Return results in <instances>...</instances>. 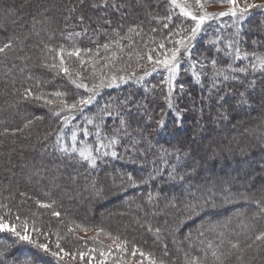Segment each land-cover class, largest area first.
<instances>
[{"label": "trees", "instance_id": "obj_1", "mask_svg": "<svg viewBox=\"0 0 264 264\" xmlns=\"http://www.w3.org/2000/svg\"><path fill=\"white\" fill-rule=\"evenodd\" d=\"M15 1L0 0V47L6 43L11 45L0 53V76L12 87V96L7 94L0 114H6L14 128L31 118L29 108L43 107L46 117L25 125L26 139H11L8 123L3 125L4 130L0 127V222L27 225L33 228L31 238L39 236L42 241H62L74 251L86 250L93 256L94 246L100 251L103 249L101 242L94 237H72L66 230L67 223L106 230L104 234L113 235L118 241H128L124 245L126 249L132 244L136 248L150 249L154 256L161 258L160 264H164V260L170 261L168 254L165 258L160 254L161 242L164 244L162 234L167 237L168 229L177 233L178 227L179 233L174 239L178 238L185 244L179 243L180 248L172 251L171 264H231L233 258L241 261L251 250L258 254L259 248L264 246L263 239L255 241L257 235L264 233V192L251 193L242 199L241 190L235 186L231 192L224 191L222 196L216 195L212 201L192 204V211L183 210L179 217L157 215L156 222L160 224L158 235L138 220L137 225L123 228L117 226L118 222L110 223L108 217L103 218L104 211L98 209L95 199L111 191L115 197H125L126 192L131 197H125L124 204L118 203V206L125 205L122 209L126 207L128 210L131 206L151 209L159 207L165 200L171 201L173 193L169 189L178 191L187 180H192L189 187L199 196L203 186L221 184L222 179L200 185L191 179L190 172L206 163V156H213V153H205L189 145V139H193L194 133L207 139V126L220 118L231 120L233 117L229 110L236 101L241 104V109L232 108L234 113L255 115L264 112V106L256 101V98L264 99V64L261 63L264 60V7L250 8L243 19L239 18L238 9L236 19L231 14L220 17L216 14L205 21L203 26L210 32L196 36L194 48H191L194 63L182 64L176 81L180 86L176 98L180 102L174 103V109L165 110L162 99V93L166 92L165 73L161 67L153 71L154 64L149 67L151 63L147 56L161 59L177 45L179 38L190 33L194 25L191 19L180 15L179 8L169 0H80L76 8L72 0H44L50 1V5L55 3L48 10L51 21L43 19L42 12L38 10L42 3H38V7L33 2L26 3L25 7L18 9L14 6ZM214 3L218 4L216 0H209L203 6ZM133 4H137L136 9L140 10L136 14L131 8ZM18 13L20 16L15 17ZM6 14L12 15L14 20L10 23L3 21ZM30 42H34L36 48H29ZM161 44L165 45L163 49ZM76 49L80 50V55H70ZM235 52L240 55L231 61ZM105 56H115L112 61L119 60L128 68H144L124 76L121 82L104 83L94 91L77 87V83L82 82L59 70L63 60L64 67L75 68L76 74H86L92 61ZM81 60L85 61L83 65ZM256 61L258 65H255ZM18 67L20 71L12 72ZM31 71L41 79L33 77L30 80ZM56 82L62 85L59 96L46 91ZM83 84L92 85L91 82ZM88 92H95L94 98L91 103L78 106L79 110L60 104L61 100L72 104L86 99L91 95ZM37 96L41 99L37 100ZM47 96L51 98V104L46 102L49 100L45 98ZM54 99L60 100L54 102ZM24 104L27 109L20 112L21 116L8 117L13 109H24ZM197 118L202 124L195 129L192 124ZM253 118L235 125L236 128L243 126L245 130H252L255 135L254 140L239 142L242 147L245 145L246 151L250 150L249 154L255 148L264 151V118L259 122ZM138 120L143 121V125ZM170 123L173 124L171 128ZM2 124L0 120V126ZM202 129L205 134L200 135ZM17 130L15 128L13 135ZM112 140L116 143L112 144ZM237 146L235 144L230 151L234 155L242 151H235ZM81 149L91 153L90 160L79 155ZM41 154L45 157L42 161ZM255 161L264 164V153ZM16 162L22 166L17 174L13 169ZM117 165L126 169H117ZM5 174L8 175L6 178ZM3 178L6 179L4 182ZM121 189L126 190L123 192ZM82 196L85 198L81 199ZM227 198L232 200V204L223 205L222 217L207 216L202 222L204 229L212 225L216 227L215 232L189 234V229L184 228L190 219L201 224L200 219L208 214V206L218 208ZM246 198L250 201L243 205ZM85 199H88L86 205L83 204ZM114 200L111 199L112 203ZM106 204L107 201L101 206L105 208ZM88 210L89 213L86 212ZM94 211L99 212L98 218L94 217ZM253 212L258 216H252L250 213ZM231 213L239 217L230 223L224 221V215L230 216ZM186 218L190 219L179 224ZM140 220L145 221V216L141 215ZM222 223L240 234L223 232ZM218 232L224 237L220 238ZM242 237L241 248L239 239ZM249 238L254 241H246ZM137 242H144L145 246L137 245ZM166 247L168 251L166 244L162 250ZM109 262L102 260L103 264ZM0 264L64 263L55 261L36 244L4 231L0 232Z\"/></svg>", "mask_w": 264, "mask_h": 264}, {"label": "rangeland", "instance_id": "obj_2", "mask_svg": "<svg viewBox=\"0 0 264 264\" xmlns=\"http://www.w3.org/2000/svg\"><path fill=\"white\" fill-rule=\"evenodd\" d=\"M16 3L14 4L15 7H17L18 9L20 7H25L26 3L29 4L31 2H33L35 4L36 7H38V3H42L41 6H39L38 10L40 12H42L43 15V19L45 18L46 21H51L52 17L50 16V12L48 10H50L53 6L52 4L50 5V1H44V0H16ZM77 2H80V0H72L73 6L76 8L77 7ZM247 4H256V5H264V0H239V3L237 5V10L239 8L245 7ZM32 4V3H31ZM145 3H142V5H144ZM147 5V4H145ZM191 11H193L194 14L196 15H201L203 13H208L210 15V17H214L217 16L220 17L221 15H219V13L221 12H227L229 10L230 7H232L229 4H208L203 6L202 8L200 6H196L195 5V0H192L189 2ZM134 6V7H133ZM136 6V7H135ZM138 7L137 4H133L131 8H134V12L133 13H137L139 12L136 8ZM255 8H261V7H255ZM19 17L20 13L16 14L15 17ZM1 17V16H0ZM3 21H6L8 23H10L11 21H13L14 17L12 15H8L6 14V16L4 15L3 17ZM232 18L236 19V17ZM25 19V18H24ZM193 27L195 26V21ZM210 30H208V28H205V26L202 25L201 31L197 33V35L199 36L200 34H204V33H209ZM196 35V36H197ZM184 35L179 38V40H183L184 39ZM198 37H196L194 40L191 41V45L187 48L186 50V54L185 53V49L183 47H181L180 45H176L174 47H181V53L182 55L179 57L178 62L176 63L175 67H176V75L175 78L171 81V84H169V82L166 80V77L169 75L168 69L160 66L163 71H164V83L166 84V92L165 94L162 93V99H163V103H164V108L165 110H171L174 109L172 108L174 103H179L177 97V92H179L178 90H180V86L178 84L177 78L181 73V68H182V64H189L192 65V52H191V48H194L195 45V40ZM178 40V41H179ZM34 43V42H33ZM32 42H30L29 44V48H36V44H33ZM185 43H187V41H185ZM228 45V44H227ZM174 47H172L170 50H172ZM170 50L167 51V54L170 55ZM237 51V49L235 50ZM24 52H22L21 54H23ZM26 54V53H25ZM234 55L231 56V61L235 60L236 56L240 55V53L235 52L233 53ZM21 56H26V55H21ZM33 56V55H32ZM112 56H105L102 58H99L98 60H94L92 61V63L89 65L90 67V72L87 71L86 74H76L73 70L75 69H70V74L74 79L82 82V83H88L91 82L92 85H87V88H82V89H95V85H104V83L110 84V83H118L121 82V77H124L128 74H131V72H135L138 69H140L143 66H136L135 68H128L126 67V65L124 63H122L121 61L119 62V60L116 61H112L111 59H109ZM165 57L163 56L161 58V60H163ZM93 63L95 64V70H93ZM107 63V67H104V64ZM194 63V62H193ZM259 62H255V65H258ZM153 63H151L149 65L152 66ZM261 66V65H259ZM126 67V68H125ZM23 68V67H22ZM144 68V67H143ZM60 70V68H59ZM234 70V69H232ZM16 71H20V67L17 68V70H12V72H16ZM61 72V71H60ZM63 73V72H61ZM11 76V75H10ZM37 76V77H36ZM30 80H33L31 78H36L37 79H41L40 75H37L36 73H34V71H31L30 73ZM26 78L28 79V77L26 76ZM24 80V78H23ZM97 80V81H95ZM11 80H9L10 82ZM95 81V82H93ZM61 82H56L53 85H51L48 90H46L47 92H50L54 95H56L57 93H59V90H61L62 85L60 84ZM79 84V83H77ZM77 86V85H76ZM102 87V86H101ZM12 90V87L10 85H7L4 82V79L1 78L0 76V107H2L3 102L6 101L7 98V94L11 95L10 93ZM89 94L92 95V93L88 92ZM95 93V92H94ZM29 96V94H28ZM59 96V95H56ZM180 96V95H179ZM178 96V97H179ZM47 100L51 99L49 98V96L45 97ZM60 99L56 100L54 99V102L59 101ZM256 101L264 106V99H257ZM219 99H218V103H219ZM171 104V106H170ZM26 104H24V109H22L21 107H17V109H13L12 111H10L8 113V117L10 116H21L20 112H23L22 110H26L27 108H25ZM34 106V105H32ZM175 106V105H174ZM232 108L234 109H241V104L239 102H235L232 106ZM232 108L229 110L230 112V116L233 117L231 120L228 117H224V118H220L218 120H216L213 124H211L210 126L206 127V133L208 134V138L204 139L203 137H199L197 134L194 133L193 139L190 138L189 139V145L191 146H195L197 147L199 150L204 151L205 153L208 152H212L213 156H206V163L200 165L198 168L193 169L190 172V177L191 179H194V181H197V183L202 184L204 182H209L215 179H222L221 184L216 185L215 184H211L209 187H205L203 186L204 189H202L200 196L199 195H195V193L193 192V190L190 189V183H192V180H187V182L184 183V185L180 188H178L179 190L177 191L175 188H170V192L173 193L172 194V200L171 201H163L160 203L159 207H154L153 208H144L141 210L140 207H134L131 206V209L129 208L127 210V208H123L122 206L125 205H121L118 206V203L124 204L126 202V200L124 199L125 197L130 198L131 196L125 192L126 189H121L125 195V197L122 195L121 197H115V193H113L112 191L106 192L105 195H103L104 197H96L95 202L98 205V209L99 210H103V218L105 219L106 217L109 218V222L112 224H115V222L117 223V226H119V228H123L124 226H129L131 225H137V220L140 222H142L146 228H150L152 229V231L155 232L156 235H158L157 230L160 229V224L158 222H156V216L160 215V216H164V217H168L170 215H176V217H179L180 214L183 212V210L187 211V210H191L192 211V204H200V202L202 200H206V202L212 201V199L215 198L216 195L222 196V193H224V191H232V189L237 186L240 190L241 193L243 194L242 199L247 196H249V194L251 193H255V192H264V164H260L258 162H256V157L258 155H261L264 153L263 150H259L257 148L255 149H251L253 151L252 154H249L250 150H245V145L242 147V145H239V142H246V140H254L255 139V135L252 134V130H245L243 128V126L240 128H236L235 125H238L242 120H246L248 118H256L257 122L262 121L264 118V112H259V114H253V113H245V114H239V113H234V110H232ZM1 110V109H0ZM30 112L32 113L31 118L29 117L26 121L22 122L21 125L20 123L15 126L17 132H15V134L13 135V131L15 130V128L13 127V124L10 125L9 123H11L12 121H8L7 115L6 114H0V120H1V124L3 123V121L5 122L4 124H2L1 130H4V126L7 125L8 123V127H10L11 129V134L9 135L11 139H16V140H20V139H26V132H25V125H30V123L34 122L36 119L38 118H42V117H46V113H45V109H43V107L41 106H36L33 108H29ZM72 111V110H71ZM175 113L178 112V110H174ZM18 118V117H17ZM253 118V119H254ZM16 119V118H15ZM33 120V121H32ZM230 120V121H229ZM138 122L140 123V125H143V121L140 122L138 120ZM202 123L200 121V119L197 118L196 121L193 122V127H195V129H198V125L200 126ZM4 125V126H3ZM22 126V127H21ZM7 127V126H6ZM28 127V126H27ZM23 128V129H22ZM21 129V130H20ZM254 129V127H253ZM192 135V133H189ZM203 138V139H202ZM32 139V137L30 138ZM243 142V143H244ZM263 142V141H262ZM212 143V145H211ZM237 144L238 146L235 148L236 150L242 149V151L240 152V154L238 155H234V152H230L232 150V148L234 147V145ZM20 152V149L18 150ZM218 154V155H217ZM224 154H227L224 155ZM26 155V153H25ZM224 155V156H223ZM42 158L41 161L45 159L44 155L41 154ZM29 160V159H28ZM233 165L235 166L234 168ZM231 166V167H230ZM120 168V170H125L126 168H122L120 166L117 165V169ZM15 173L17 174L18 172L20 173L22 166L19 163H15L14 167H13ZM9 173L11 172L8 169ZM136 171L138 172H148L147 170H139L136 169ZM149 174V173H148ZM8 175H4V178H6ZM197 177V178H196ZM2 179V182H4L6 179ZM206 180V181H205ZM61 183V182H60ZM71 185V184H70ZM12 185H10L11 188ZM73 186V184H72ZM74 187V186H73ZM216 187V189L214 188ZM185 189V190H184ZM12 191V188L10 189ZM121 191V192H122ZM219 191V192H218ZM227 191V192H228ZM218 192V193H217ZM85 197L82 196L81 199H84ZM94 198V197H93ZM115 198V200L112 203L111 199ZM80 199V200H81ZM79 200V201H80ZM88 200V199H87ZM87 200L85 199L84 203L86 205ZM216 200V199H215ZM105 201H107V204L104 205V207L101 206V203H105ZM109 201H111L109 203ZM220 201H222V197H220ZM232 200L228 199L225 200V202L222 204L221 206H219L218 208H213L211 206L209 207V211L207 212L208 214H205L200 220H201V224H197L198 222L196 220L191 221L190 218H186L182 221H180L179 224H185L189 219L190 222H188L184 228H188L189 229V234H194V233H200L202 234L205 231H216V227L214 228L213 225L210 226L209 228L204 229V226H201L204 222V220H206L209 216H214L216 215L217 217H222L223 215V205L229 204L231 205L232 203H230ZM247 201H250L246 198V201L244 200L243 205H245L246 203H248ZM83 202V201H81ZM89 202H91V199H89ZM93 202V201H92ZM88 203V202H87ZM95 203V204H96ZM211 203V202H210ZM114 205H116L114 207ZM233 205L236 206L235 203H233ZM113 206V207H112ZM86 208H88V205L86 206ZM106 209V210H104ZM90 210L86 211L89 213ZM195 211H199V209H196ZM223 212V213H222ZM98 211H94L93 215L94 217L98 218ZM135 213H138V216H136ZM84 213H82L81 215H83ZM252 216L256 217L258 216L257 213H250ZM144 215L145 216V221L140 220V216ZM235 213H231L230 216L224 215V221H227L228 223H230L234 218H238L239 216H234ZM250 215V216H251ZM84 216V215H83ZM208 216V217H207ZM88 218V216H86ZM136 223V224H135ZM200 223V222H199ZM15 224L17 226V231H20L23 234V226L18 224V223H12ZM170 225H172V222H169ZM226 224V223H224ZM231 226V225H229ZM244 226V225H243ZM66 230L68 232H71V236L72 237H76L79 239V237L82 238H92L94 237L96 240H98V242H101V248H103L101 251L97 249L96 246H94V256L95 257H99V259H95V257L93 255H91L90 253L86 252V250H81V251H74V249H70V247H68L67 245H65V243H63L62 241L58 243V241H55L54 239L51 242H47V241H42L41 237L36 236L31 238L32 243L38 245L40 243L46 244L49 246V251L46 252L47 254H49L55 261L59 262V263H66V264H103L102 260H105V262L107 260H110V262L108 264H160L161 258H158L157 256H154L153 253L151 252V250H147L145 248H136L132 243L131 246L128 247V249L125 248V244L126 242L129 243L128 241H118V239L115 236H110L107 235L106 233L104 234V232H106V230H102V229H90V228H84L81 227L79 224L76 223H67L65 225ZM118 228V227H115ZM214 228V229H213ZM221 228L223 230V232L225 233H232V234H240V232L238 230H231L228 229V225H223V223L221 224ZM33 228L27 227V231L28 234L31 236V230ZM114 231V229H111ZM159 232V231H158ZM169 235L167 237L166 234H162V241L164 242V244H166V246H168V251H167V247L166 250H162L164 244H162L161 242V248L160 249V254L162 256V258H165L166 255L168 254V258L170 259V261L173 260V252L172 251H176V249L178 250L179 247V243H181L180 245L184 246V241H178V238L174 239L175 234L177 235L179 233V227H178V231L177 233H173L172 231H170V229H168ZM246 234V233H245ZM171 235V237H170ZM217 235L220 238H223L224 235L221 232H218ZM154 237V236H153ZM243 238L239 239L241 240L239 242V247L242 248V242H243ZM156 239V238H155ZM173 239V240H172ZM157 240V239H156ZM222 240V239H221ZM246 241H254V239H250L246 240ZM255 241H261V240H255ZM264 241V239L262 240ZM97 242V241H96ZM144 242H137V245H141L143 246ZM59 245V248L57 247ZM61 245V246H60ZM145 246V245H144ZM138 247V246H137ZM238 247V248H239ZM254 247V246H253ZM60 248H62L64 251L60 252V256H63V259H59L58 257H54L51 255V252L56 251L59 252ZM237 248V249H238ZM119 250V251H118ZM132 250V251H131ZM135 250V252H134ZM260 252L255 253L254 250H251V253L246 254L243 260H238V258H233V261L231 264H264V246H262L261 248H259ZM262 250V251H261ZM114 251V252H113ZM123 251V253L121 254V252ZM64 252L69 253V255L64 256ZM127 252V254H125ZM143 252L144 255L141 256L140 253ZM81 253L84 254L83 257H88L86 258H81ZM101 253H103V255H101ZM125 254V255H124ZM241 254V252H238V255ZM170 261H165L164 260V264H171ZM163 262V261H162ZM107 264V263H106Z\"/></svg>", "mask_w": 264, "mask_h": 264}, {"label": "snow or ice", "instance_id": "obj_3", "mask_svg": "<svg viewBox=\"0 0 264 264\" xmlns=\"http://www.w3.org/2000/svg\"><path fill=\"white\" fill-rule=\"evenodd\" d=\"M169 2L175 6L176 8H179L180 10V15L191 19L192 21H195V26L191 28L190 33L186 34L183 40H179L176 41V44L180 45L181 47H183L185 49V53L186 54V50L187 48L191 45V41L194 40L196 38V35L198 32L201 31L202 25L205 23V21L207 19H210V15L208 13H203L201 15H196L193 13V11H191L190 5H189V0H183V2H181V0H169ZM209 2V0H195V5L196 6H200L201 8L203 7L204 3ZM217 3L220 4H224L227 3L229 5H231L232 7L229 8V10L227 12H221L219 13V15L223 16V15H228L231 14L233 17L237 16V5L239 3V0H216ZM255 7H264V5H256V4H247L245 7L239 8V18L243 19L244 15L248 12V10L250 8H255ZM168 19H171V17L169 16ZM165 28L168 27L167 24L164 25ZM131 31V29H130ZM185 41H187V43H185ZM11 45L10 43H6L3 45V47H0V53H3L5 51V49L9 48ZM105 47H107L105 45ZM165 47V45L161 44L160 48L163 49ZM181 47H174L172 50H170V55L165 53L164 54V59H154L152 55H148L147 59L150 63L154 64V68L153 71L156 70V67H160L163 66L165 68L168 69L169 75L166 77V80L169 82V84H171V81L175 78L176 75V63L178 62L179 57L182 55L181 53ZM62 51V50H61ZM70 55H76L79 56L80 55V50L76 49V51L74 53H71ZM115 56L110 57L109 59L111 60H115ZM63 60H61V67H60V71L65 73V74H70V69L67 67L63 66ZM80 63L83 65L85 63V61L81 60ZM262 64H264V60L261 61ZM49 67H56V65H50ZM93 70H95V64L93 63L92 65ZM104 67H107V63L104 64ZM147 75V73H145ZM121 79H123V77H121ZM73 83H75V81H73ZM102 85H95V88H99ZM77 87L79 88H87L88 86L86 84H77ZM89 91H92L91 89H89ZM56 95H60L59 93H57ZM95 93L93 92L92 95H90L88 98L86 99H80L77 102H74L72 104H67L65 103V101L61 100L60 104L63 107L69 108V109H76L79 110L78 106H83V105H87L89 103H91L92 99L94 98ZM37 100H40L41 97L37 96L36 97ZM48 104H51L52 101L48 100L46 101ZM171 106V104H170ZM65 122H67V118H65ZM73 139H75V133H73ZM112 144H115L116 141L112 140L111 141ZM73 151H76V149L74 148ZM79 155L84 159V160H90L91 159V153L87 150V149H81L79 152ZM44 207H48V205H42ZM53 215H59V213H53ZM23 234L20 231H17V226L15 224H9L7 221L4 222H0V232H4V231H9L12 232L15 236H17L20 240L22 241H28V242H32L31 240V236L28 234L27 231V225H23ZM149 231H151V229H149ZM159 230H157L158 232ZM264 239V233H261L260 235L256 236V240H262ZM236 245H233V247H235ZM251 245H249L250 247ZM37 247H39L40 249H42L45 252L49 251V246L43 243H40L37 245ZM59 248V245L57 246ZM64 250L62 248H60L59 252L53 251L51 252V255L54 257H58L59 259H63V256H60V252H63ZM135 252V250H134ZM69 255V253L64 252V256ZM101 255H103V253H101ZM141 256L144 255L143 252L140 253ZM213 255H215V253H213ZM84 254L81 253V258L83 259Z\"/></svg>", "mask_w": 264, "mask_h": 264}, {"label": "bare ground", "instance_id": "obj_4", "mask_svg": "<svg viewBox=\"0 0 264 264\" xmlns=\"http://www.w3.org/2000/svg\"><path fill=\"white\" fill-rule=\"evenodd\" d=\"M172 126H173V124L170 123L169 127L171 128ZM187 129H188V128H186V129L183 131V133H180V135L184 134L185 131H186ZM201 134H205V130H204V129H202V130L200 131V135H201Z\"/></svg>", "mask_w": 264, "mask_h": 264}]
</instances>
